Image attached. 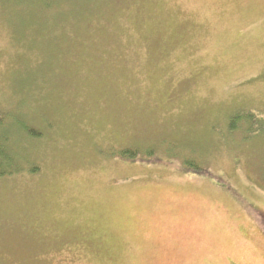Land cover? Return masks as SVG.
Instances as JSON below:
<instances>
[{"label": "rangeland", "instance_id": "374dc122", "mask_svg": "<svg viewBox=\"0 0 264 264\" xmlns=\"http://www.w3.org/2000/svg\"><path fill=\"white\" fill-rule=\"evenodd\" d=\"M50 1H0V118L37 130L0 264H264V0Z\"/></svg>", "mask_w": 264, "mask_h": 264}, {"label": "trees", "instance_id": "16d2710c", "mask_svg": "<svg viewBox=\"0 0 264 264\" xmlns=\"http://www.w3.org/2000/svg\"><path fill=\"white\" fill-rule=\"evenodd\" d=\"M6 5L9 3L15 2H24L26 3H35L40 2L46 4V7L51 3L50 0H0ZM50 2V3H49ZM4 120L0 118V175H9L19 171L21 172L25 167L23 164L26 162L24 158H22L20 150L19 153L11 150L9 146H6L4 143L9 144L10 140L14 139L13 132L20 129L21 132H25L29 137L35 136L37 130L29 125L27 122H23L13 116L7 117ZM3 117V116H2ZM254 116L252 114H239L236 115L229 120V129L234 133V131L245 129L247 125H253ZM241 123V124H240ZM241 125V126H240ZM243 126V127H242ZM24 134V133H23ZM149 156L153 155V152H148ZM23 155V154H22ZM121 157L129 158L136 160L138 158V151L132 149H126L120 152ZM24 156V155H23ZM128 159V160H129ZM24 162V163H23ZM194 161H189L185 163L186 170H195L197 172L205 171L203 168L193 163ZM26 165V164H25ZM36 169L32 170V173L35 172Z\"/></svg>", "mask_w": 264, "mask_h": 264}]
</instances>
